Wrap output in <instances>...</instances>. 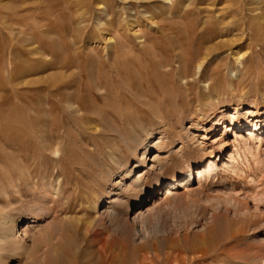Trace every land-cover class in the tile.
Segmentation results:
<instances>
[{"label": "rangeland", "instance_id": "obj_1", "mask_svg": "<svg viewBox=\"0 0 264 264\" xmlns=\"http://www.w3.org/2000/svg\"><path fill=\"white\" fill-rule=\"evenodd\" d=\"M212 84L225 125L241 131H213L198 101ZM249 106L264 111V0H0V223L43 217L18 264H31L33 244L44 258L47 242L53 264H99L101 248L111 264H147V241L178 240L171 256L182 258L184 237L214 224L264 227V130L248 134L264 116ZM146 139L144 154L127 149ZM189 166L192 184L177 186ZM108 197L111 216L91 221Z\"/></svg>", "mask_w": 264, "mask_h": 264}, {"label": "bare ground", "instance_id": "obj_2", "mask_svg": "<svg viewBox=\"0 0 264 264\" xmlns=\"http://www.w3.org/2000/svg\"><path fill=\"white\" fill-rule=\"evenodd\" d=\"M218 93L219 94L221 93V89L219 87H216L214 84H212L211 86H208L207 90L203 92L202 96L198 100L199 102L201 101L202 104L204 105L206 109L204 111L205 113L208 112L211 116L217 117L218 119V120L216 119L217 126L215 129H213V131L215 132L219 130L220 132L221 130H227L228 126H231V127L237 126V128H239V131H241L242 125H239V123H235L233 119H229L228 124L225 125L226 122L223 121V117H221L223 115V110L219 109V105L221 101L216 96H215L216 97L215 99H210V96L212 94H215L218 96ZM227 106L229 109L231 108L234 109V112H238L239 109L244 108L241 104L240 105L228 104ZM245 109H246L245 113L247 114L248 117L257 118V117L264 116V111L254 110L253 107L251 106L246 107ZM164 117L165 115H163L162 120L164 119ZM246 124H249V123H246ZM219 127L221 128L219 129ZM261 129L264 130V125L259 126L252 122V129L250 130L248 129L249 138L254 139L256 137H259L258 131H260ZM203 133L205 132L203 131ZM218 133H214L213 135H211V137L217 136ZM152 135H153L152 132H150L148 133L147 137L149 136L151 137ZM165 135L172 142L173 139L171 138L173 137H171L168 131L165 132ZM204 138H205V134H203L201 139H204ZM146 141L147 139L145 141L133 142L132 144L127 146V149H129L130 152L134 155L137 153L139 147L140 148L143 147L145 148L143 152L144 154L145 152H147V150L150 149ZM253 146L251 143H248L247 140L244 139V143L241 146V148L249 151L252 149ZM192 149H194V147ZM219 153H222L221 149ZM230 159H234L233 152L230 153ZM115 167H116V171L118 170V172L126 171L128 174V172L130 171L129 170L130 167H127V164L124 165V164L118 163L117 166ZM154 167L155 165H151V168H154ZM215 169H216V163H214L211 166L208 165V167L206 168H204L203 166H199L198 174H199L200 181L202 180L203 177H206V176L208 177L210 174H214ZM187 170L190 173L189 174V185L186 184V181H184L183 183H179L178 181L177 186L188 188L192 184L193 170L191 169L190 166L187 168ZM144 174H145V171L143 170L139 171L136 177L132 180V182L125 186V189L131 190V189H135L136 187H138V184H139L138 182L141 181V178L143 177ZM88 179H89V182H93L94 180L93 175L88 174ZM185 179L186 177H184L183 180ZM172 180H173L172 182L170 181L165 185L166 187L164 186L165 189L163 191L164 193L162 192V194L167 195L170 193L172 194V192H175L176 186L173 187V185H174V182L177 181V179L176 177H174ZM116 195L119 196L120 194L117 193ZM151 195L152 196L154 195L153 192ZM116 201H117L116 198L108 197L106 202H104V205L102 206L99 205L100 202L94 203L92 207V211H94V216H93V219L91 218L92 219L91 221L101 222L105 218L111 216V212H110L111 210H109V208ZM226 217H227L226 213L222 215V218H226ZM42 218L43 217L41 214L38 215V214L33 213V215L31 216V220L28 223L21 224L20 226H16V227L13 226V221L1 224L2 222H5L1 218L2 222L0 223V253L8 254V255L5 254L6 255L5 257L0 256L1 264H7L8 259H10L11 262H16V264L20 263L21 254H23L24 252H27V250L30 249L25 244L24 237L26 233H28L31 230V227L34 226L35 223H38L40 220H42ZM250 223H252L251 226H250ZM250 230L254 233H257L260 230H264V227L258 226V223L256 221L241 223L233 219L230 220V223H228V225L226 224L225 226H221L220 224H214L209 230H207L204 234H202L198 240H195L196 238L194 239L195 236L191 239H189L188 236L184 237V244L181 245V247L184 248L183 252L186 256L182 258H178L177 256H173V257L171 256L173 252L172 250H174V247L178 240H172V239L165 237V238H162L161 241L159 240L152 241V242L147 241L143 244V248L149 256L144 255L143 260L147 261L149 264H201L204 261L209 262L206 264H264V241L256 240V239H246V235H247L246 233L249 232ZM43 240L46 241L47 238L43 237ZM70 243L74 244V247L71 245L72 248L77 249V247L79 246V245L78 246L76 245L77 243L75 242V239H71ZM45 246L47 248L44 252L45 256L44 258L40 260L37 257V250L39 247L37 244H33V257L31 258V264L32 263L33 264H53L49 260V255H48L49 250L52 251L53 246H50L48 242H47V245ZM159 249L162 251V256H160L159 253H157ZM70 251L72 252L73 250H70ZM108 258L104 252V249L102 248L99 249V264H111V261H109L110 258L109 259ZM54 264H58V261L54 262ZM134 264H136V262Z\"/></svg>", "mask_w": 264, "mask_h": 264}]
</instances>
